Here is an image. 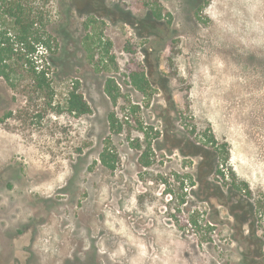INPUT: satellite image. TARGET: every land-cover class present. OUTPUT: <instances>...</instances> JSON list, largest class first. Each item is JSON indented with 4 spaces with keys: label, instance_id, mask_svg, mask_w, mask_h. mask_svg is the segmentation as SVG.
<instances>
[{
    "label": "rangeland",
    "instance_id": "1",
    "mask_svg": "<svg viewBox=\"0 0 264 264\" xmlns=\"http://www.w3.org/2000/svg\"><path fill=\"white\" fill-rule=\"evenodd\" d=\"M44 7L49 86L0 76V264H264V0ZM221 143L242 206L199 198Z\"/></svg>",
    "mask_w": 264,
    "mask_h": 264
},
{
    "label": "trees",
    "instance_id": "2",
    "mask_svg": "<svg viewBox=\"0 0 264 264\" xmlns=\"http://www.w3.org/2000/svg\"><path fill=\"white\" fill-rule=\"evenodd\" d=\"M46 2L47 0H0V76L11 85L13 84V72L21 68L29 73L40 88L49 86L46 68L39 67L41 64L37 62L38 57H45L43 51H49L54 41L49 29L48 10L44 7ZM144 82L146 83L145 79L139 80L135 75L132 77L133 85L142 91L145 87ZM111 83L110 79L105 81L104 91L109 97L115 99ZM66 100V106L70 112L78 114L90 112L88 103L77 92V86H73L68 91ZM112 118L111 114L108 115L110 129L113 127ZM210 142L212 146L216 144L213 136H211ZM227 160L228 152L225 143L218 144L215 149H203L202 162L206 165V169H209L206 175L214 177L216 181H209L207 187L200 186L204 192L199 197L202 202L208 203L210 198L217 199L221 203L228 202L234 195L238 196L241 206L245 203L247 195L245 187L238 189L234 180L228 181L229 174L221 172L218 168L220 164L223 166ZM102 161L106 162L104 157H102ZM197 173L199 170L196 171ZM231 177L234 179L233 175ZM219 180L220 183H218ZM230 205L231 203L229 208H231ZM213 212L218 211L214 210ZM210 221L217 223L216 218H211Z\"/></svg>",
    "mask_w": 264,
    "mask_h": 264
}]
</instances>
